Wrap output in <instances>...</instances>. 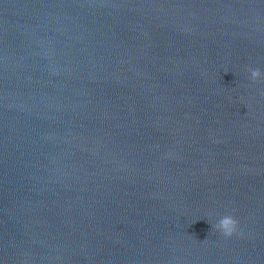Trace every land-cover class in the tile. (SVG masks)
I'll return each instance as SVG.
<instances>
[{"label":"water","instance_id":"water-1","mask_svg":"<svg viewBox=\"0 0 264 264\" xmlns=\"http://www.w3.org/2000/svg\"><path fill=\"white\" fill-rule=\"evenodd\" d=\"M0 264H264V0H0Z\"/></svg>","mask_w":264,"mask_h":264},{"label":"clouds","instance_id":"clouds-1","mask_svg":"<svg viewBox=\"0 0 264 264\" xmlns=\"http://www.w3.org/2000/svg\"><path fill=\"white\" fill-rule=\"evenodd\" d=\"M249 71L253 80L258 79L262 75L259 69H250ZM214 228L226 238H230L238 233V222L233 216L224 215L215 222Z\"/></svg>","mask_w":264,"mask_h":264}]
</instances>
